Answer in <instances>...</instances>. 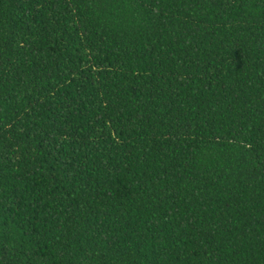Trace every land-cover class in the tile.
I'll return each mask as SVG.
<instances>
[{
    "label": "trees",
    "instance_id": "1",
    "mask_svg": "<svg viewBox=\"0 0 264 264\" xmlns=\"http://www.w3.org/2000/svg\"><path fill=\"white\" fill-rule=\"evenodd\" d=\"M0 264H264V0H0Z\"/></svg>",
    "mask_w": 264,
    "mask_h": 264
}]
</instances>
